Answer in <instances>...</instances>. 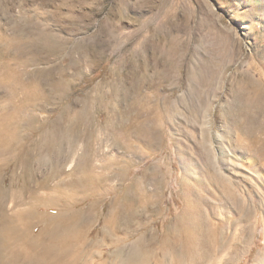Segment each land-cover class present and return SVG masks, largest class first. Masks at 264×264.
<instances>
[{
    "label": "rangeland",
    "instance_id": "374dc122",
    "mask_svg": "<svg viewBox=\"0 0 264 264\" xmlns=\"http://www.w3.org/2000/svg\"><path fill=\"white\" fill-rule=\"evenodd\" d=\"M36 23L54 35L61 50L25 65L29 55H19L16 46L33 37L17 28ZM0 55L1 70L14 62L28 71L57 65L51 70L56 73L71 58L79 61L82 74L76 77L69 69L74 84L66 102L90 94L94 136L86 135L83 122L74 117L79 150L91 140L94 151L83 163L76 154L73 168L62 176L78 179L88 168L111 173L92 209L91 230L102 243L101 229L117 199L125 195L134 204L118 232L127 237L115 252L116 263L141 262L142 242L153 247L152 238L174 222L184 207L181 186L189 183L212 204L204 205L211 208L210 238L246 239V250L234 264H255L264 251V167L258 161L249 167L246 157L252 155L245 146L250 138L242 128L260 127L256 137H264V0H0ZM8 89H0V102L5 103ZM61 111L37 110L49 121ZM34 166L38 176L47 167ZM4 168L9 179L11 170ZM72 170L78 171L71 176ZM213 176L252 188L250 219L219 201ZM113 249H102L103 259L113 256ZM87 258L86 264L95 259L94 254Z\"/></svg>",
    "mask_w": 264,
    "mask_h": 264
},
{
    "label": "bare ground",
    "instance_id": "6f19581e",
    "mask_svg": "<svg viewBox=\"0 0 264 264\" xmlns=\"http://www.w3.org/2000/svg\"><path fill=\"white\" fill-rule=\"evenodd\" d=\"M17 31L24 33L27 31L25 34L33 37L25 41L24 36L21 37L20 41L23 42L16 46L20 48L19 55H29L25 65L50 55L56 56L61 50V43L54 35L42 30L38 23L28 25L27 30L26 27L17 28ZM13 64L14 62L7 63L1 70L0 62V71L3 72L0 77V89L9 88L6 95H3L6 97L5 103L0 102V264H86L87 257L91 254H94L95 258L91 264H118L114 255L115 252H121V241L127 237V234L123 233L125 236L122 237L118 232L126 220L125 215L133 211L134 204L132 205L125 195L117 199L115 204L117 208L109 211L104 229H101L105 241L102 243L93 236L91 230L92 209L95 207L96 196L103 192L104 184L111 179V173L101 171L97 174L94 173L97 168L95 170L88 168L78 179L66 181L62 176L65 171L73 168L76 154H80L78 162L83 163L94 148L90 140L83 142L81 151L79 150L80 143L76 134L80 127L76 126L74 117L77 116L83 122L80 125L87 130H84L86 135L95 134L89 129L94 110L91 107L90 94L80 100L76 99L73 103L66 102L74 84L73 74L69 69L73 68L76 71V77L82 74L79 61L71 58L67 65L58 66L57 74L51 71L57 65L50 70L39 68L28 71L19 70ZM78 104H82V108L79 105L81 110L76 111L75 107ZM50 107H60L62 111L54 120L40 119L37 110ZM256 128L260 127L248 125L242 128V134L250 138L245 149L252 157L246 158L249 167L257 164L256 161L264 167V137H256L257 132L261 130ZM113 130L115 133L116 129ZM240 141L244 142L243 138ZM8 157L10 159L7 160ZM35 162L39 166H47L46 171L42 175L40 173L41 176L36 175L34 171ZM79 164L76 166L79 167L78 170ZM5 165L11 170L9 179L5 176L7 174L2 173ZM78 170H72L69 174L73 176ZM66 178H69V175ZM223 178L219 176L210 178L219 190L216 192L219 193V201L229 202L241 218L250 219L253 211L247 206V201L255 202L254 196L252 194L249 196L252 188L242 189L233 186V183L230 184ZM181 187L183 209L161 237L149 240L153 247H147L146 241L142 242L143 248L140 249L143 252L141 255L144 254L142 258L136 252L140 255L139 260L144 264L237 262L238 256L245 252L248 241L231 236L220 240L211 239L213 230L208 217L211 208L209 207L210 210L207 211L206 206L204 207L210 206L209 198L189 183ZM87 202L89 204L84 206ZM38 229L40 233H36ZM101 247L115 248L114 253H110L114 258L111 255L112 258L110 256L103 259L104 252L101 251ZM132 255L134 256V253L130 256ZM255 264H264V251L259 253Z\"/></svg>",
    "mask_w": 264,
    "mask_h": 264
}]
</instances>
